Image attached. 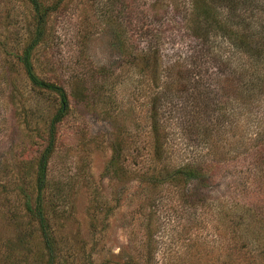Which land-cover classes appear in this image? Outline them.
<instances>
[{
	"label": "rangeland",
	"instance_id": "374dc122",
	"mask_svg": "<svg viewBox=\"0 0 264 264\" xmlns=\"http://www.w3.org/2000/svg\"><path fill=\"white\" fill-rule=\"evenodd\" d=\"M255 3L253 15L259 24L264 23V0ZM191 11V0H63L49 17L45 41L33 54L35 71L46 81L63 80L66 88L74 90L69 113L57 127L47 172L45 205L48 216H56L51 223L62 264L127 263L142 255L149 234L154 240V264L264 261L263 257L257 261L245 250L250 239L258 244L253 248L263 247L264 234L258 233L256 219L241 216L236 208L230 211L232 201L223 199L228 195L250 198L246 151L264 128V100L247 108L241 96L232 102L221 99L219 89L230 85L238 89L244 73L239 66L249 67L250 72L249 63L220 40L215 42L217 58L192 53ZM30 16L25 0H0L1 186L5 181L16 184L28 157L43 146L44 120L31 122L24 112L31 110L35 116L47 118L52 111L44 96L32 93L20 66L12 60L32 30ZM149 41L158 46L166 68L161 76L164 87L158 91L166 93L160 111L166 131L163 164L177 167L189 160L201 161L204 156L219 161L216 182L196 189L200 193L196 200L207 199L196 208L183 205L171 187L150 201L137 177L154 167L148 118L153 92L145 74L131 65H119L125 50L130 62L142 59ZM196 56L199 59H191ZM186 71L197 72L201 78ZM259 73L264 76V69ZM187 76L192 79L189 85L183 81ZM208 83L215 89L211 106L222 113L219 120L223 123L205 144L202 137L189 132L185 121L190 119L192 103L203 97L197 86ZM115 145L119 163L109 168ZM260 186L264 190V185ZM1 201L0 264H39V260L43 264L36 234L37 239L29 242L32 253L26 262L25 251L30 246L21 251L13 247L20 229L8 219L11 212ZM12 203L20 206L18 200ZM258 205L257 212L264 216V192ZM231 212L241 218L237 219L240 228L232 224L235 218L228 216Z\"/></svg>",
	"mask_w": 264,
	"mask_h": 264
},
{
	"label": "trees",
	"instance_id": "16d2710c",
	"mask_svg": "<svg viewBox=\"0 0 264 264\" xmlns=\"http://www.w3.org/2000/svg\"><path fill=\"white\" fill-rule=\"evenodd\" d=\"M255 1L191 0L193 21L190 28V36L194 41V46L190 49L191 52L200 57L209 55L210 57L217 58L218 56H215L217 54L215 52V42L220 40L228 43L231 49L234 50V54L238 55L241 60H246L249 63L251 71L249 72V67L239 66L240 70L244 72L240 76V79L242 78L239 84L240 87L236 89L230 85L220 88L219 91L221 92V99L228 98L231 102L233 100L236 101L238 96H241L243 105L247 108L254 103L260 102V100H264V76L261 77L259 73L264 69V23L259 24L255 15H253L256 9L255 6H257ZM25 2L31 10L29 23L32 30L27 35V39L21 45L19 51L13 53L12 60L20 66V70L24 75L23 77L30 85L32 93L44 96L52 111L51 113L47 111L49 113L47 118L37 117L29 109L28 113L24 112L25 116L29 115L31 117V122H34L35 118H40V121L44 120L43 146L31 158L28 157L27 163L24 164L25 172L21 171L19 173L16 178V184L10 185L7 181L2 186L0 184V199L3 200L1 201L3 206L11 212L12 217L8 216V219L16 224V230L20 229V235L15 239L16 244L13 247H17L21 251L30 246L25 251V262L29 259L27 257L28 254L32 253L29 242L36 240L38 237V241L42 245L40 258L44 259L43 264H62L63 262H59L62 254L60 252V244L55 237L54 227L51 223V220L56 218V216H48L45 205L47 202V172L48 164L55 151L57 127L69 113L70 99L74 98V90H71L70 86L66 88L62 84L63 80L46 81L40 78L34 68L33 54L45 41L46 25L49 17L61 6L63 0L53 2L47 0H25ZM122 54L121 56L124 59L120 61L119 68L128 65L137 68L139 73H143L148 77V82L153 92L149 98L148 118L150 122L149 131L154 167L143 175H137L140 183L146 187L150 201L163 189L171 187L178 192L183 205H191V207L195 208L202 206L207 199L199 197L200 199L196 200V196L200 195L196 189L208 187L211 183L216 182L218 167L220 166L218 164L219 161L217 162L214 157L208 159L204 156V159L201 161L189 160L177 167L163 164L166 131L160 111L166 93L158 91L164 87V78L161 79V76L162 73L166 74V68L164 69L162 66L159 48L158 46H153L149 41L142 59L137 58L138 60L133 62H130L128 59L126 50ZM198 56L195 58L191 57V59H199ZM14 71L15 69H13ZM187 73L188 75L195 73V75L200 77L194 71H188ZM184 80L188 81V85L192 81L190 76L184 77ZM197 88H201L198 89V94L201 92L204 94L199 103H197V100L192 103V107L195 110L193 108L191 111L195 112L192 113L190 111V119L186 120L185 124L189 126V132L194 133L197 138L202 137L201 141L207 144V141L215 133L217 135L218 131L222 129L221 123L223 122H220L219 119L223 117L222 113H219L218 108L212 107L215 104L214 101H210L211 93L214 94L215 89L211 90L209 83L205 87L198 85ZM190 96L195 100L194 94ZM162 114L164 115V113ZM30 121L28 118L25 120L26 123H30ZM262 129H259V132L255 135V139L250 141V148L246 151V157H250V163L246 167L249 173H245L248 174L247 181L250 189L248 188L249 190H247L249 191L248 196L250 198L248 200H239L233 199L229 195L223 198L232 201L229 208L230 211L231 208H236L237 211L242 212L241 216L247 215L250 217L249 220H251V217L256 219V222L260 226L258 229L260 235L264 234V216L261 215L262 213H258L256 209L259 206L258 203L263 200L264 192L260 186L261 184L264 185V128ZM260 131L263 132L260 133ZM118 148L116 145L115 149L113 148L109 168L119 163ZM9 195H13V198H7ZM13 199L18 200L20 206H15L12 203ZM201 201L203 203L198 205ZM228 216H233V219L235 218L232 224L237 228L241 227V222H237L238 220L241 221L240 217L232 214V212L228 213ZM146 220L148 221L147 226L151 227L152 219L148 218ZM235 231H238V229ZM146 234H149V231H146ZM249 241L250 243L245 246L246 252L250 256H255L257 261L261 257L264 259V244L263 247L253 248V245L258 244L254 243L251 239ZM153 242L154 240L151 234H149L143 243L144 250L142 255L137 258L133 257L127 263L124 262V264H154ZM254 249L256 250L254 251ZM258 249L260 250L258 251ZM103 264H106V262H103ZM260 264H264V261Z\"/></svg>",
	"mask_w": 264,
	"mask_h": 264
}]
</instances>
